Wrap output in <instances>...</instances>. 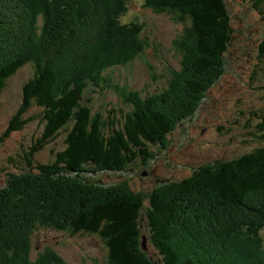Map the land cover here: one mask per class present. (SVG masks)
<instances>
[{
  "label": "trees",
  "instance_id": "trees-1",
  "mask_svg": "<svg viewBox=\"0 0 264 264\" xmlns=\"http://www.w3.org/2000/svg\"><path fill=\"white\" fill-rule=\"evenodd\" d=\"M130 1L26 0L23 10L18 9L19 0H0V17H5L0 18V23L3 22L0 25V42L4 40L1 37L2 26L11 27L15 21V43L21 44L16 51L11 52V59L10 53L3 57L5 63L0 67V96L9 80L25 65L32 64L35 69L33 78L22 86L20 106L0 135V144L11 146L6 139L37 119L43 125V132L36 138L34 147L25 152V167H19L18 161L9 158L2 164L0 170L7 175L3 186L7 182L11 190L38 182L47 183L56 191L24 190L14 196L9 194L6 201H12L16 195L29 197V192H35L30 197L43 201L46 194L62 195L57 193L60 187L67 188L72 196L79 193L86 196L80 199L77 214L70 222H50L43 217L32 220L27 247L22 253L25 254L26 249L32 246L33 234L44 226L58 229L59 232L69 231L73 235L82 232L97 235L108 250V264H226V248L229 251L240 249L243 254L239 261L242 264H264V203L259 204L260 208L254 217L232 221L229 235H226L229 230L223 232L218 225L228 223L227 215L231 219L235 217L232 210L224 215L215 212L207 215L201 209L196 210L193 218L201 220L202 227L208 231L203 237H209V242H202L201 234H196L187 256L178 244L184 241L183 236H176L170 231L171 225L175 226L178 222L177 204L180 207L181 203H186L193 189L220 196L224 199L221 205L228 207L230 204L242 207L249 202L246 198L250 194L264 191V146L236 158L217 159L213 163L200 165L190 172L189 177L178 181L169 176L154 177L151 173L148 175L150 171H146L144 175L152 178L155 186L149 194L133 189L129 179L107 184L103 179L96 180L85 175L128 173L138 159L147 167L157 156L152 147L161 144L167 147L168 136L184 122L197 116L209 91L227 70L225 56L234 33L233 18L227 4L229 0H144L145 5L156 13L173 14L179 21L190 22L183 34L173 42L174 49L182 57L180 67L170 70L166 86L159 92L143 94L127 86L117 88L122 92L126 112L111 109L106 111L109 114L107 117L102 112H94L91 105L93 100H86L89 88L93 87L90 84L103 89V85L110 81L106 78V71L132 64L150 45L149 40L143 37L144 23L121 22ZM240 1L251 2L264 24V0ZM103 4L106 27L111 30L107 32L104 50L96 45L92 47L93 61H88L92 62L91 68H88L89 64H84L88 69L83 71V66L77 63L80 59H86L85 52L80 58H60L53 66L52 59L58 58V45L66 37L71 40L86 14L99 11ZM12 9H15V14L10 16ZM50 35L54 36V40L48 42ZM53 43L55 45L52 48ZM46 54L47 58H43ZM258 56L264 58V35L258 46ZM63 64L77 67L61 82L57 75ZM149 67L154 69L152 64ZM153 80H159L154 73ZM34 106L37 113L29 116L28 112ZM254 115L259 120L264 142V112H255ZM195 121L198 122V118ZM62 130L66 133L65 148L56 153L50 164H35L33 158L36 152L57 140ZM175 165H180L182 169L184 164ZM134 177L133 174L131 178ZM49 178L54 181H49ZM101 186L105 188L103 192L100 191ZM166 189L175 192L168 200L161 196L167 197ZM177 192L180 195L175 196ZM0 197L3 195L0 194ZM145 219L150 233L148 240L160 256L158 261L153 260L147 249L145 251L143 248L147 232L143 234L141 226ZM182 221L187 226L184 236H190L189 231L195 232L189 227L187 217ZM217 230L222 234L221 237L216 236ZM221 251L223 257H220ZM11 254H18L15 245L5 249V257ZM5 257L0 252V259L11 263L0 264H16L23 260L22 256L21 260ZM232 260L237 262L236 256ZM32 261L30 255V259H24L23 264H69L52 249H47L43 256L39 255L34 260L36 263Z\"/></svg>",
  "mask_w": 264,
  "mask_h": 264
},
{
  "label": "rangeland",
  "instance_id": "rangeland-1",
  "mask_svg": "<svg viewBox=\"0 0 264 264\" xmlns=\"http://www.w3.org/2000/svg\"><path fill=\"white\" fill-rule=\"evenodd\" d=\"M19 1L20 6L18 9L24 10L26 0ZM227 4L230 7L234 28L233 39L225 56L227 70L224 76L209 91L208 97L205 103L201 105L197 116L184 122L180 128L168 136L169 144L166 148L162 144L152 147V150H156L157 156L147 167L138 159L131 165L128 177L112 172H100L95 176L85 174L87 177L96 180L103 179L107 184L129 179V184L133 189L149 194L155 189L153 179L148 176L149 173L154 177L169 176L170 179L178 181L189 177L191 175L190 172L199 168L200 165L213 163L217 159L228 160L236 158L264 146V142L261 139L263 133L258 126L259 120L254 115L255 112H264V58L258 56V46L264 35V24L251 2L229 0ZM98 10L97 12L86 14L81 21V26H79L80 24L77 25L76 33L71 40L68 37H64L65 41L58 45V58L56 60L52 59L53 66H56L60 58L65 60H68L69 57L80 58V55L85 52L87 53L86 59H80L77 63L81 67L83 66V71L91 68L90 64L92 62L88 61L90 59L93 61L91 58L92 47L96 45L101 50H104L107 32L111 30L106 27L104 4ZM14 14L15 9H12L10 16ZM138 21L145 23L146 36L150 42V47L132 64L106 71V78L107 80L110 79V81L108 84L103 85V89L90 84L93 87H90L87 92L86 100H93L91 105L94 112H102L106 117L109 115L106 111L111 109H115L120 113L127 111L123 104L122 92H119L117 88L127 86L130 89L140 90L143 94L156 93L166 86V82L171 75L170 70L179 69L180 67L182 57L174 49L173 42L183 34L185 27L190 22L179 21L173 14L156 13L145 5L144 0H131L127 12L121 18V22L134 23ZM1 24L3 25V22ZM4 26H2L1 37L5 41L0 42V67L1 64L5 63L3 57L10 53L9 59H11L13 56L11 52L16 51L21 45L20 43H15V36H17L15 21L11 27L9 25ZM53 40L54 36L50 35L48 42ZM19 41L22 43V40ZM5 42H7V45ZM54 45L53 43L52 48ZM47 48L48 45L46 46ZM157 48L159 50L156 52ZM41 52L40 48V54ZM43 58H47V54ZM193 60L194 57L192 62ZM84 64H89V67L86 68ZM150 64L154 66L153 70L150 69ZM75 67L77 66L61 65L57 79L64 82L65 78L69 76L68 73L73 71V69L75 70ZM34 73V66L27 64L7 83L0 96V135L6 130L10 118L20 106L22 86L33 78ZM153 73L156 77H159L158 81L153 80ZM28 113L29 116L36 115V107L31 108ZM39 117L41 118L42 114ZM196 118H198V122L195 121ZM189 127L191 133L188 134ZM182 128L184 129L181 131ZM42 132L43 125L37 119L27 125L24 130L14 132L13 136L8 137L6 142L10 143L11 146L0 144V168L6 158L18 161L19 167H25L27 160L25 152L30 151L34 147L36 138ZM65 139L66 133L62 130L57 140L50 142L44 149L42 148V150L36 152L33 158L35 164H50L53 162L56 153L65 148ZM175 163L184 165L180 169V165L176 166ZM146 171H150L148 175H144V173L147 174ZM133 174L135 177L131 178ZM6 177V173L0 170V194L3 195V197H0V222H2L0 227V252L5 257V249L15 245L18 254H11L5 259L21 260L20 256H22L23 260L16 264H23L24 259H30L31 255L32 262L36 263L34 260L39 255L43 256L47 248L52 247L69 264H108V250L97 235L81 233L73 236L69 233L44 228H41L33 235L31 238L32 246L27 248L25 254H23L22 250L27 247V241L29 240L28 233L31 230L32 220L43 217L44 220H49L50 222H70L73 216L77 214L80 207V199L86 198V196L81 195V193L72 196L67 188L60 187L57 193H62V195L46 194L44 200L41 201L37 197H30V194L37 191H54L49 185H46L47 183L39 184L38 182H33L9 190L7 182L3 186ZM48 180L54 181L52 178ZM197 184L200 183L198 182ZM104 189L101 186L100 191L103 192ZM24 190H33L35 192L28 193L30 198L16 195L12 201H6V197L9 194L14 196V194ZM166 191L167 197L161 196L163 199L168 200L175 192L171 193L169 189H166ZM199 191V189H193L188 195L186 203H181L180 201V207L177 204L179 211L177 212L178 222L175 226L171 225L170 230L176 236H183L184 241H180L178 244L181 245V251L186 252V256L189 254L191 242L196 234H201L200 240L202 242H209V237H203L204 233L208 232L207 229L202 227L201 220L193 218L196 210L201 209L207 215L214 212L224 215L232 210L235 217L231 219L227 215L229 217L228 223L223 226L218 225L219 230L226 232L231 228L232 221L254 217L260 208L259 204L264 203V191L250 194L246 198V201L249 202H246L242 207L233 206L232 204L229 207L226 205L222 206L224 199L220 196L216 194L215 196L210 192ZM178 195H180V192H177L175 196ZM254 200H256V205ZM184 217H187L189 227L195 231L194 233L189 231L191 233L190 236H184L187 227L183 225L182 220ZM141 228L143 234L147 232L145 244L147 253L152 256L153 260L158 261L160 256L148 240L150 233L146 219ZM230 232L231 230L226 232V235H229ZM262 233L264 237V230ZM216 236L221 237L222 234L217 230ZM219 245L216 246L218 247ZM198 253L200 254V251ZM242 254L240 249L234 248V250L229 251L226 248L224 255L227 260L226 264H242L239 261ZM222 255L223 251H221L220 257H223ZM233 256H236L237 262H233ZM0 263L11 262H6L1 258ZM40 263L38 262V264Z\"/></svg>",
  "mask_w": 264,
  "mask_h": 264
},
{
  "label": "water",
  "instance_id": "water-1",
  "mask_svg": "<svg viewBox=\"0 0 264 264\" xmlns=\"http://www.w3.org/2000/svg\"><path fill=\"white\" fill-rule=\"evenodd\" d=\"M41 228H44V229H52V230H55V231H58V232L60 231V230L55 229V228L44 227V226H41L40 229H41ZM62 233H69V234H71L69 231H66V232L63 231ZM71 235H72V234H71ZM145 244H146V238H144V241H143L144 250L146 251V248H145L146 246H145ZM47 249H49V248H47ZM47 249H46V250H47ZM46 250H45V251H46Z\"/></svg>",
  "mask_w": 264,
  "mask_h": 264
}]
</instances>
